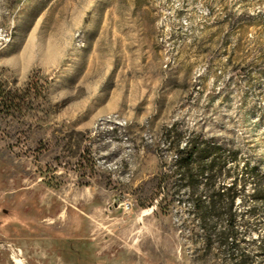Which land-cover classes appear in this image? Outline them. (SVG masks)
Instances as JSON below:
<instances>
[{"label":"rangeland","instance_id":"rangeland-1","mask_svg":"<svg viewBox=\"0 0 264 264\" xmlns=\"http://www.w3.org/2000/svg\"><path fill=\"white\" fill-rule=\"evenodd\" d=\"M110 114L125 124L100 126ZM245 164L264 183V0H0V215L24 222L11 233L85 235L65 264H242L220 219L209 243L186 227L188 194L209 200L212 183H235L237 213L254 204ZM237 223L264 264V215L243 239Z\"/></svg>","mask_w":264,"mask_h":264},{"label":"trees","instance_id":"trees-1","mask_svg":"<svg viewBox=\"0 0 264 264\" xmlns=\"http://www.w3.org/2000/svg\"><path fill=\"white\" fill-rule=\"evenodd\" d=\"M177 154L178 159L176 160V163L180 167H185L188 170L193 162L196 161L197 152L192 147L179 149ZM255 170V167L249 168L246 164L242 169V202L251 201L254 202V204L246 205V207H244L245 205H242V213L240 214L233 208V202L237 195V192L234 191L235 183L228 187L224 185L215 187L214 183L208 185L206 187L207 193L205 196H208L209 200H204L201 192L195 191H191L187 197V200L190 203L188 214L191 216L188 221L192 222V227L188 225L186 229L190 227V231L195 233V227L198 228L199 230L197 233L204 241L209 243L211 240L212 228L210 218L216 217L220 219L226 226L218 232V241L221 247L228 251L230 256L234 259L237 257L242 258V264H248L251 261V254L247 247L242 246L241 248L237 243L239 240L238 234L240 233L237 228V219L242 218L243 239V237L250 231V220L264 215V183L262 180H257V173ZM205 172L206 168L201 169L198 175L191 174V177L194 175H196V177H202ZM205 178H207V176ZM247 182H252L254 186L252 187V192L243 194L244 186ZM224 200H228L229 203L224 205L222 203ZM8 217L13 218L14 216L8 215ZM195 223H197V225H195ZM259 252L264 253V244L259 246Z\"/></svg>","mask_w":264,"mask_h":264},{"label":"crops","instance_id":"crops-1","mask_svg":"<svg viewBox=\"0 0 264 264\" xmlns=\"http://www.w3.org/2000/svg\"><path fill=\"white\" fill-rule=\"evenodd\" d=\"M78 218H73L70 220L68 225L70 230H77ZM23 225L24 222L16 217H8L7 214L0 215V236L9 238L15 242L23 250L24 256L27 258L28 263L31 264V258L35 256H50L53 254L54 264H65L60 254L63 252H68L69 254H75L76 256H81L85 252V244L81 245V240L85 239V235L81 234H65L63 232H50L48 230L38 232L35 229L28 228V233H11L8 225ZM49 225V224H45ZM6 254L9 261L13 264L15 263L8 251L0 249V254Z\"/></svg>","mask_w":264,"mask_h":264},{"label":"built area","instance_id":"built-area-1","mask_svg":"<svg viewBox=\"0 0 264 264\" xmlns=\"http://www.w3.org/2000/svg\"><path fill=\"white\" fill-rule=\"evenodd\" d=\"M104 122H113L117 125L123 126L125 121H122L117 114H110L101 118L99 125ZM0 249L9 252L11 259L17 264H27L28 260L23 254V250L15 244V242L9 238L0 236Z\"/></svg>","mask_w":264,"mask_h":264}]
</instances>
